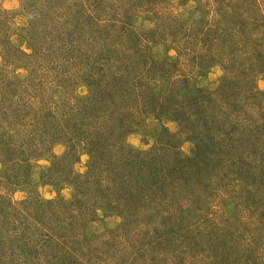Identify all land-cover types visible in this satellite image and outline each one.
Wrapping results in <instances>:
<instances>
[{"label": "rangeland", "instance_id": "rangeland-1", "mask_svg": "<svg viewBox=\"0 0 264 264\" xmlns=\"http://www.w3.org/2000/svg\"><path fill=\"white\" fill-rule=\"evenodd\" d=\"M0 77V264H264V0H0Z\"/></svg>", "mask_w": 264, "mask_h": 264}, {"label": "trees", "instance_id": "trees-1", "mask_svg": "<svg viewBox=\"0 0 264 264\" xmlns=\"http://www.w3.org/2000/svg\"><path fill=\"white\" fill-rule=\"evenodd\" d=\"M132 33H133V31H132ZM40 52H41V50H40ZM22 54V52H19V53H17V54ZM16 54V55H17ZM40 54L41 55H43L42 54V52L41 53H35L34 55H32V61H34V62H37V58L40 56ZM31 56V55H30ZM90 69H91V73L90 72H88V71H86V73H87V75H89L88 77L89 78H87L88 80H87V84H88V86L90 85V87H92V85H91V83H93L92 82V80H91V78H92V76H90V75H93V77H94V73H95V70H94V68H91L90 67ZM146 74L150 77V75H149V73H148V69L146 68ZM142 75H143V73H140L139 72V76H137L136 78H135V80H136V84H134L133 86H132V89L133 90H135V88L136 87H134L135 85H137V86H141V85H143V88H144V90L146 91V95L148 94V93H150V94H152L150 97L151 98H153L154 99V101H155V107L152 109V108H148L149 110H148V112H153L154 113V110H156L157 109V107H160L161 105H163L164 104V102H165V100H167V99H169V98H171L172 96H173V91L172 92H170V93H166V94H164V95H162V96H159L158 94H154L148 87H146V82H142L141 80H142ZM5 81L4 83H0V93L2 94L1 95V97H2V99L3 100H5V99H11V97H12V95H13V92H12V90H13V85H12V83L9 81V80H5L4 78H1L0 77V81ZM100 81V80H99ZM98 82V81H97ZM14 84V83H13ZM98 84H99V82H98ZM101 84H102V89H103V95H104V97H105V93L106 92H109V95H110V98H112L113 99V97H115V93L117 92V90L116 89H114L112 86H110V85H108L107 83H104V82H101ZM15 85V84H14ZM136 91V90H135ZM145 91H143L142 93H145ZM119 92H120V89H119ZM136 94V93H135ZM171 96V97H170ZM193 103V102H192ZM11 106L7 109V115L9 116V117H11L12 119H14L13 120V122L12 123H18L19 121H21V120H23V117H22V115L20 114V113H13L14 111H17V110H19V108H26L27 110H28V108H29V106L30 105H28V102H23L22 104H20L19 106H15V105H12L11 103H9ZM151 104H153V103H151ZM154 105V104H153ZM2 107H6V106H3L2 105ZM49 108V107H48ZM92 107L91 106H89L88 105V110L89 109H91ZM84 110H87V108H85ZM84 110H81V112L82 111H84ZM48 111H50V110H48ZM42 112V114H39V117H38V120L40 119H44L45 120V122H46V124H48L47 123V121H46V118L45 117H47V116H49V114H50V112ZM81 112H79V113H81ZM6 114V113H5ZM12 115V116H10V115ZM53 116V115H52ZM55 117L53 116V120H54V122L53 123H55L56 124V118H57V120H58V117H56L55 119H54ZM46 128H48V125L46 126ZM46 128L44 127V129H45V133H46ZM50 129V128H49ZM63 128L62 129H59V131H58V133H57V135H58V137L56 138V140L57 141H60V136L61 135H63V136H65V137H67V135L65 134L66 132L65 131H68V130H66V129H64L63 131ZM78 131H79V129H77ZM48 131V130H47ZM50 131H52V129H50ZM48 133H50L49 131H48ZM85 135H86V133H85ZM84 135V138L86 139V140H88L87 139V135L85 136ZM40 137H42V136H39V134H38V132L36 131V130H33V129H31V131L30 132H24V133H22V135H21V141H22V143H24V147H23V150H21V153H25V154H27L28 152H31V151H33L34 150V147L36 148L37 146H38V143H35L36 142V140H38V142H39V140H40ZM54 140H55V138H54ZM67 143H69V141L67 142ZM27 147V148H26ZM100 149V148H99ZM100 151L102 152V149H100ZM5 160H6V158H5ZM27 160V158H25V161ZM79 180H80V178L79 177H77ZM98 182V181H97ZM3 204V196L0 194V213H1V211H2V213H1V215H3V218H4V220L6 221V222H8V220H7V212L5 211V212H3V210H1V206H3L2 205ZM1 218H0V224H1ZM4 225V224H3Z\"/></svg>", "mask_w": 264, "mask_h": 264}]
</instances>
